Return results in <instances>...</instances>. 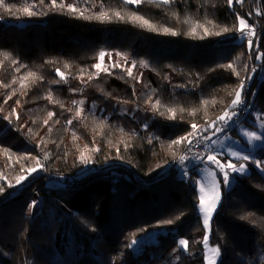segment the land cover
Masks as SVG:
<instances>
[{
  "label": "trees",
  "instance_id": "1",
  "mask_svg": "<svg viewBox=\"0 0 264 264\" xmlns=\"http://www.w3.org/2000/svg\"><path fill=\"white\" fill-rule=\"evenodd\" d=\"M29 5L36 15L23 13ZM57 5H0V264H206L199 175L193 164L172 166L187 142H171L228 110L241 80L251 106L241 122L264 116V0ZM103 13L110 19L96 18ZM240 19L257 30L251 50L237 38ZM101 52L107 66L94 69ZM56 69L67 82L54 83ZM84 98L81 112L73 101ZM124 105L132 116L118 113ZM38 161L43 169L29 174ZM247 163L223 184L212 220L218 264H264V145Z\"/></svg>",
  "mask_w": 264,
  "mask_h": 264
},
{
  "label": "snow or ice",
  "instance_id": "2",
  "mask_svg": "<svg viewBox=\"0 0 264 264\" xmlns=\"http://www.w3.org/2000/svg\"><path fill=\"white\" fill-rule=\"evenodd\" d=\"M42 2V0H41ZM126 3L129 4H140L142 2H144V0H125ZM150 2V0H149ZM174 2V0H162V3L164 4H169ZM239 2V0H238ZM4 0H0V5H3ZM49 3L53 6V7H57V0H49ZM229 6H231L232 0H228ZM62 7V6H61ZM6 10L12 14H15L12 11V8L10 6H6ZM68 10L71 12H77L78 9H76L75 7H73L72 5L68 6ZM23 13L26 14L27 16H33L36 15V12L32 10V6L29 5L28 7H24L22 9ZM79 15L81 17H83V12H79ZM249 15H251V13H249ZM115 16L119 19H123V17L120 15L119 12L115 13ZM88 19H91L92 17H87ZM97 19H110V17L107 15V13H103L102 15L96 17ZM133 20H142L144 25H147L148 27H154L153 25L149 24V21L146 19H143L142 17H132ZM239 29L238 31V37L239 39L246 40L247 44H248V48L249 50H251L252 45H253V41L251 39V37H253L255 35V32L253 29H249V26L247 25L246 21L244 19H240L239 20ZM247 30V31H246ZM165 32L170 31L169 29H164ZM193 31H195V29H193ZM225 32L228 31L227 28L224 29ZM205 32H207V29H205ZM171 34L176 35L177 33L172 32ZM220 34V33H217ZM105 53L101 52L99 54V60L102 62L104 59ZM264 57V53H261L260 56H258L257 58H261ZM13 63H16V61H13ZM135 66V62H133V67ZM113 67H120V65L118 64H114ZM227 68H232V65L229 64L226 66ZM94 69H101V63H96L95 65H93ZM16 71H19V68L16 69ZM103 71L107 72V69H104ZM98 74V73H97ZM127 74L128 76H132V70L131 68H129L127 70ZM56 75L60 78V80L58 81H54V83H59L60 81H64L67 82V77L65 76L64 72H61L59 69H56ZM235 75L237 77H239V72H236ZM28 76H35V73L29 72ZM91 78V77H89ZM23 79H27V77H24ZM40 79H43V77H40ZM81 80L83 82V75H81ZM245 88V83L243 80H241L240 84H239V90L236 91L235 93V98L232 100L230 108L228 111H225L223 115L219 116L216 118V120L212 121L207 128L204 127H199L195 124L190 125V127L192 128V131L189 132L185 137L173 140L171 143L172 144H180L183 142H187V144L189 145V148H191L195 142L197 141H210L211 144H215L217 141L212 139L211 137L207 136L205 133L206 132H211L212 136H217L218 134L224 133V138L227 140L229 139L228 135H227V129H229L232 124L235 123L234 118L239 116L242 112L246 111L250 105L246 104L242 101L241 99V93ZM73 91H75L73 89ZM10 98V97H9ZM47 99L50 102H55L52 101V96L51 93L48 94ZM73 103L79 104V105H83L84 101H73ZM204 103H207V101H204ZM159 104L160 101L157 99L155 102V105H153V108L155 111H159ZM243 105V107H242ZM169 111L172 112L173 117H175V110L174 109H169ZM14 112V110H13ZM160 115H163V112L159 113ZM195 114V112H193V115ZM49 117L53 116L54 113L49 112L48 113ZM80 116V112H77V117ZM5 119H11V114L8 117H5ZM16 119H19V115L16 114ZM255 121H259L260 122V127H264V116L262 115H257L254 117ZM45 124L48 123L47 120L44 121ZM68 124H71L72 121L68 120L67 121ZM145 128L148 127L147 123H145L144 125ZM243 131V130H242ZM247 137H249L250 139H254V140H261L264 139V137L257 135L256 132L252 131V132H245L244 133ZM151 143V141H149ZM127 146V145H125ZM96 151H99V148L96 149ZM229 157H236L238 160H242V161H249L250 157L248 155H242L240 152L238 151H233L231 149L228 150V154ZM45 159L48 158V154H45ZM81 160L84 163H87V160L84 159L83 156H81ZM223 161V162H222ZM198 162V163H195ZM180 165H184L186 163H192L193 164V170L195 171V173L197 175L200 174V165L201 164H206L211 166L214 171L212 172L213 175L217 176L216 181L213 184V192L214 195L211 199V202H206L205 200V196L203 195L204 193V185L202 183H200L199 181L193 179L192 180V185H193V190H196V185L200 184L199 187V191H198V195H199V203L196 205L197 209L199 211H201L203 213V224L205 226L206 229L210 230V221L213 218V215L216 213L218 206L220 205L221 199H222V194L220 191V183L221 181L223 182L224 185H229L230 183V173H245L247 171L246 168V164L245 163H234L232 162L231 159H227L224 157V155L222 153H217L215 155L209 153H206L204 155H201L200 153H193L191 156H188L187 154L183 157L180 158V161L178 162ZM253 163L257 166V168H260L261 166V162L256 160L253 161ZM172 166H176L175 163ZM43 165L39 163V161L37 162V166L36 167H31L29 168L27 171L29 174L35 173L38 170H42L43 169ZM261 171H264V169H261ZM218 173V175H217ZM185 176H187V173H185ZM26 177L24 176H20L17 178L16 184L20 185L21 182L23 180H25ZM233 180L235 179V177L232 178ZM35 205V202H33V206ZM165 223L171 224L172 221H166ZM137 241L133 240L132 244H135ZM203 243L205 245L208 244V236L205 235L204 239H203ZM178 244L181 246V248H183L184 250H187L188 248V241L181 239L178 241ZM209 251L213 252L216 254V256L218 257L220 255V249L219 247H215V248H211L209 249ZM208 264H217V261L215 259L209 258Z\"/></svg>",
  "mask_w": 264,
  "mask_h": 264
},
{
  "label": "rangeland",
  "instance_id": "3",
  "mask_svg": "<svg viewBox=\"0 0 264 264\" xmlns=\"http://www.w3.org/2000/svg\"><path fill=\"white\" fill-rule=\"evenodd\" d=\"M177 1L180 2V1H183V0H177ZM128 55L125 56L126 59L130 58V57L128 58ZM99 63H101V69L105 68L107 66V64H105L104 59H103L102 62L100 61ZM145 65H146V63H145ZM82 100L84 101V103H83V105H80V111L81 112L85 111L86 108L88 107L87 99L84 98ZM92 107L94 108L93 104H92ZM132 110L135 111V109H132V108L127 107V106L124 105V106H121L119 108L118 113H120V114H128V115L132 116V114H133ZM144 122L146 123V121H144ZM254 124H255V126L249 125L247 123H240L235 131L227 132V135H228L229 139L226 140L224 138V134H223L221 136L212 138V139L217 141L215 144H211L210 143L212 146L215 147L216 150L219 151V153H222L225 158L231 159L232 162L237 163V164L245 163L246 164V168H247V171L245 173L249 172V167H248L247 161H238V159L236 157H229L227 154H228V150L231 149L233 151L240 152L242 155H248L250 157L249 161L252 159L253 151L256 148L264 145V139L254 140V139H250L249 137H247L244 134L245 132L254 131V132L257 133V135H260V136L264 137V127H260V122L259 121H254ZM200 169H201V171H200V174H199V177H198L197 181H199L200 183H202L204 185V193H203V195L205 196L206 202H211V199H212V197L214 195L213 184L216 181L217 176L212 174L214 169L211 166H209V165H207L205 167H202L200 165ZM233 174H235V173H233ZM239 174H241V173H239ZM217 175H218V173H217ZM232 182H233V179L230 176V183H229V185H225V186L227 188L230 187ZM197 185H198V190H199L200 184H197ZM222 186H223V182L221 181V183H220V191H221L222 198H223ZM221 202H222V199H221ZM219 206H218V208H219ZM218 208H217V210H218ZM200 213H201L202 220H203V213L201 211H200ZM214 215H213V217H214ZM212 220H213V218H212ZM212 220L210 221V230L206 229L205 226H204V228L206 230V235L208 236V244L205 245V249H204V253H203V255L205 257V260H206V264H208L209 258L215 259L217 261V264H218V262L220 260V255H221V253H220V255L217 257L215 253L209 251V249L216 247V246L211 245V243H210V233H211ZM259 253L261 254V257L264 258V248H261Z\"/></svg>",
  "mask_w": 264,
  "mask_h": 264
},
{
  "label": "built area",
  "instance_id": "4",
  "mask_svg": "<svg viewBox=\"0 0 264 264\" xmlns=\"http://www.w3.org/2000/svg\"><path fill=\"white\" fill-rule=\"evenodd\" d=\"M249 29H253L254 32H255V35L253 37H251V39H256V37H257V30L255 29V27L254 26H249ZM242 107H243V105H242ZM250 107L246 111L242 112L239 116H237V117L234 118L235 123L232 124V126L229 129H227V132H229V130H231L233 127H235L236 124L240 123L247 116V114H248V112L250 110ZM228 110H226V111H228ZM223 114H224V112L221 115H223ZM221 115H219V116H221ZM219 116H217V117H219ZM217 117H215L212 121L216 120ZM212 121L206 122V123H203V124H198L197 126H198V128L199 127L207 128V126ZM191 131H192V128H191L190 132ZM205 134L207 136H209V137L212 138V133L211 132H206ZM223 134L224 133L218 134V136H221ZM209 152L211 154H213V155L219 153L218 150H216L214 148L213 149L210 148V141H203V140L197 141V142L194 143V145L191 148H189V145L186 143L185 149L181 152V154L177 157V159L172 164L175 163V165H178L180 167H184L185 168V167H188L189 165H191L192 163H186L184 165H180L178 162L180 161V158L181 157L185 156L186 154L188 156H191L193 153H200L201 155H204V154L209 153ZM195 163H198V162H195ZM201 166L202 167H205L207 165L206 164H201Z\"/></svg>",
  "mask_w": 264,
  "mask_h": 264
},
{
  "label": "crops",
  "instance_id": "5",
  "mask_svg": "<svg viewBox=\"0 0 264 264\" xmlns=\"http://www.w3.org/2000/svg\"><path fill=\"white\" fill-rule=\"evenodd\" d=\"M240 123H244V122H240ZM240 123L236 124L237 126L235 125V127H238V125H239ZM236 129H237V128H236Z\"/></svg>",
  "mask_w": 264,
  "mask_h": 264
}]
</instances>
